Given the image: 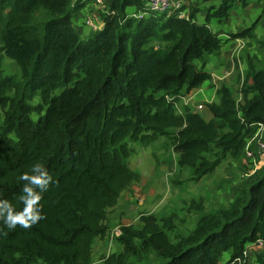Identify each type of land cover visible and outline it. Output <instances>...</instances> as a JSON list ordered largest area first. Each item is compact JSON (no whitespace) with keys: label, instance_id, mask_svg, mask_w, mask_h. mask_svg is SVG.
Returning a JSON list of instances; mask_svg holds the SVG:
<instances>
[{"label":"trees","instance_id":"16d2710c","mask_svg":"<svg viewBox=\"0 0 264 264\" xmlns=\"http://www.w3.org/2000/svg\"><path fill=\"white\" fill-rule=\"evenodd\" d=\"M85 1L71 7L70 0H0V200L23 209L19 196L27 181L18 177L38 161L56 181L39 201L40 221L9 229L0 220V264H92V241L106 234L108 209L137 178L123 161L127 137L152 140L175 128L178 165L192 168L199 180L226 155L240 157L252 127L264 126V68L251 73L250 90L244 80L240 104L220 86L219 102L207 104L210 119L176 113L169 98L209 79L195 60L251 37L259 17L222 39L210 20L226 18L234 0L209 5L203 22L190 0L169 14L148 10L143 0H111L100 29L84 38L72 19ZM239 1L247 6L248 0ZM130 6L144 15H127ZM40 8L50 17L36 23ZM154 41L160 45H150ZM5 57L19 75L4 72ZM211 143L220 149L214 159L204 155ZM141 224L120 225L122 249L106 263L154 251L160 264H221L226 252V264H251L245 246L264 239V175L252 177L228 207L202 215L176 241L165 231L169 218L143 215ZM253 260L264 264V250Z\"/></svg>","mask_w":264,"mask_h":264},{"label":"rangeland","instance_id":"374dc122","mask_svg":"<svg viewBox=\"0 0 264 264\" xmlns=\"http://www.w3.org/2000/svg\"><path fill=\"white\" fill-rule=\"evenodd\" d=\"M110 1L101 0L103 5L98 4L96 10L87 7V12L85 10L82 12L83 17L80 16L81 24L86 23L85 19L88 16L93 20H102L109 11ZM76 2L77 0H70V6L73 7ZM186 2L187 0H177L179 5ZM190 2L196 4L199 11L205 12L209 5L218 6L220 0H208V2L190 0ZM203 2H207V5H202ZM49 17L50 14L40 8L34 13L33 21L41 23ZM257 17L259 19L251 32V37L227 41L222 50L204 58L205 66L210 63L214 65L215 70L234 69L226 74L227 79L229 78L226 82L230 85L227 84L228 89H233L230 91L238 104L243 102L241 86H239L241 81L239 78L235 79L234 73L243 68L244 80L246 79L244 87L250 90L248 79L251 73L264 68V0H248L246 7L242 6L239 0H234L226 18L210 20L212 30L222 39H226L229 33L251 25ZM92 31L81 30L79 34L84 37L91 35ZM150 45H160V43L154 41ZM197 65H200V62H197ZM3 68L6 74H20L17 64L8 57L4 58ZM212 86L209 83L205 89L201 87L202 91L194 89L185 93L182 90V94L178 96H169L174 101L176 113L183 114L185 110H190L207 117L206 113L210 114L207 104L219 101L217 93H213L212 97H204V93H208ZM38 101L39 98L35 97L33 103ZM3 117L4 110L0 109V125ZM257 130L258 127L253 126L245 137L248 147L243 150L240 157L233 158L226 155L214 171L199 180L192 178V168L178 165V154L173 150L171 142L175 128H170L167 134L158 135L152 140L141 141L127 137L124 142L128 155L123 157V161L137 174V178L123 189L116 204L108 209L104 221L107 232L103 237H95L92 241V264H108L105 262L106 257L112 253L117 254L122 249L116 239L120 225L131 224L135 228H140L143 215H152L157 219L169 218L171 227L165 231L170 240L176 241L179 236L190 233L202 215L216 213L228 207L237 197L239 190L248 187L252 177L264 175V154L258 148ZM262 140L264 141V132H262ZM219 153L220 149L211 143L204 155L214 159ZM256 250H264V245L245 246L251 264H254ZM226 257L227 254L222 255L221 264H226ZM161 262L162 259L154 251H149L129 255L123 264H160Z\"/></svg>","mask_w":264,"mask_h":264},{"label":"clouds","instance_id":"9594fccd","mask_svg":"<svg viewBox=\"0 0 264 264\" xmlns=\"http://www.w3.org/2000/svg\"><path fill=\"white\" fill-rule=\"evenodd\" d=\"M21 181H27L22 189L19 200L23 202L22 210L17 211L11 202L0 200V220L9 229H15L17 224L24 228H29L40 221L43 217L40 211L39 201L44 191L54 181L52 175L42 162H36L31 165L30 171L23 172L18 177ZM36 187L40 191L36 190Z\"/></svg>","mask_w":264,"mask_h":264},{"label":"crops","instance_id":"0c3cea01","mask_svg":"<svg viewBox=\"0 0 264 264\" xmlns=\"http://www.w3.org/2000/svg\"><path fill=\"white\" fill-rule=\"evenodd\" d=\"M208 2V1H207ZM207 2H203L202 3V5L203 4H206L207 5ZM98 4H101V5H103V3L101 2V0H86L85 1V3H84V6H83V8H81L76 14H75V16L73 17V19H72V22H73V28H74V30L77 32V33H81L80 31L81 30H86V29H91V30H93L92 29V25H88L87 23H85L84 25L83 24H81V18H80V16L82 15V12H84L85 10V12H87V7H92L93 8V10H96L99 6H98ZM212 4V3H211ZM134 7L133 6H130V7H127V9H126V14L127 15H130V14H132L133 12H134ZM205 15H206V11L205 12H202V10H200L198 13H197V15H196V19H197V21L198 22H203L204 20H205ZM82 17H83V15H82ZM104 17V16H103ZM102 17V18H103ZM95 19V18H94ZM96 20V19H95ZM211 20H218L217 18H212ZM96 30H93L92 31V34L95 32ZM91 34V35H92ZM88 36H90V35H88ZM88 36H84V38L85 37H88ZM244 38V37H243ZM248 38V37H247ZM237 39H241V38H237ZM235 40V39H234ZM223 48V47H222ZM222 48H221V50H222ZM209 55H212V54H209ZM209 55H205V56H209ZM203 57L201 60H199V59H197V60H195V63L197 64V62H200V65H198L199 67H203V69L204 70H206L207 72H209V74H210V78L209 79H207L200 87H198V88H196V89H198V90H203L201 87H203L204 89H205V87L206 86H208V84L209 83H211L213 86H212V88L209 90V92L207 93H204V97H212L213 95V93H217V96L219 97V95H218V89H219V87L220 86H222V85H225L226 87H228V86H230L226 81L229 79H227V75L226 74H228V73H231L232 71L231 70H234V69H227V71H224V70H226V69H220V70H215L214 69V65H211L210 63L207 65V66H205V63H204V58H206V57ZM212 66V67H211ZM234 77H235V79H237V78H239V80L241 81V84H239V86H241L242 85V83H243V81H244V77H245V73H244V71H243V68L238 72H235L234 73ZM238 80V79H237ZM219 84V86H218V84ZM227 84H228V86H227ZM248 84H251V77L248 79ZM232 87H233V85H231ZM229 88V87H228ZM234 88V87H233ZM194 90V89H193ZM231 91L233 90L232 88L230 89ZM219 102V101H218ZM217 102V103H218ZM202 116V115H201ZM205 116H207V117H203V118H205V119H210V118H212V114H211V112H210V114H208V112L206 113V115ZM247 140H246V146H245V148H247L248 147V144H247ZM252 245V244H251ZM224 254H227V257H226V259L228 258V253L226 252V253H224Z\"/></svg>","mask_w":264,"mask_h":264},{"label":"built area","instance_id":"2783aa9c","mask_svg":"<svg viewBox=\"0 0 264 264\" xmlns=\"http://www.w3.org/2000/svg\"><path fill=\"white\" fill-rule=\"evenodd\" d=\"M143 1H144V4L148 10L156 11V12H160V13H167V14H169V12L173 8L180 6L177 3V0H143ZM144 13L145 12H133L129 16H133L135 18H141L144 15ZM85 22L88 25H92V29L94 28L95 30L100 29V27L103 24L102 20H98V21L93 20L89 16L86 17ZM257 127H258L257 134L259 136L257 139L258 148H260V151L264 154V141L262 140V132H264V128H263L264 126L261 124H258ZM254 245H256V246L264 245V239H258L254 243Z\"/></svg>","mask_w":264,"mask_h":264}]
</instances>
